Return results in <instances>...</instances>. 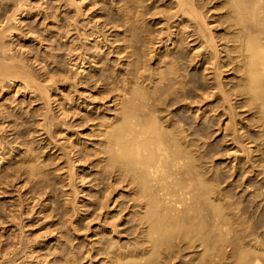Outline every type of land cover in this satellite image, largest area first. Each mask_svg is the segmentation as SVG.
I'll return each instance as SVG.
<instances>
[{
  "label": "bare ground",
  "instance_id": "1",
  "mask_svg": "<svg viewBox=\"0 0 264 264\" xmlns=\"http://www.w3.org/2000/svg\"><path fill=\"white\" fill-rule=\"evenodd\" d=\"M26 1L27 0H0V92L3 91L5 87L7 89V87L13 85L14 83L17 84V82L19 81H20V84H22V85L19 84V86H21L20 88L28 90L32 86V85L30 86L31 84L30 82L34 80L32 79L33 75L30 74L29 73L30 71H28L27 69L28 66H26L23 63V61L21 62L20 61L21 59L20 60L17 59V57H15L16 54L13 56L12 54L13 46L10 45L9 41L6 39V38H13L15 36L19 37L18 32L19 34L22 33V31L19 30L20 27H18L19 25L22 24V21L19 20V17L22 16V12L24 11V7L26 6V3H27ZM109 1L110 3H112L113 1L120 2V0H109ZM134 1L135 0H125V2L122 1L123 3L120 2L122 4L119 3L120 5H118L117 8L116 6L114 7L118 11L119 16L117 17V20L119 21V25H120V28H119L120 36H117L114 42L118 41L120 43V44L118 43L119 44L117 47L119 48L118 51L116 50L117 56L120 53H124L125 62L123 63H125L124 64L125 70L124 71L121 70L120 75H117V74L115 75L114 71H107L108 69L106 68V63L105 64L103 63L106 60L104 61L101 58H99L98 60L94 61L96 57L92 55L90 56V58L91 57L92 58L89 60L88 58L89 56H88L86 59H88L87 61L91 63L92 62L103 63V66L101 65L102 71L100 70L93 74L89 73L90 75L88 76L82 75L83 77L80 78V81L78 80L79 82H76V84L74 83L73 85H74V88H75V85H77L78 88H79V85H82L80 87H82L83 89L84 87H87L89 90H90V87L92 88V87L97 86L99 88V91H97L98 89H96L95 91L97 95L93 96L91 94L93 96L91 100L93 99L92 101L95 102V106L97 107L95 108L94 106V107L88 108L86 112V108L88 104L85 103V97H84L85 95L83 96L82 94H80L78 96L80 97V101L78 103L83 104V107L79 110V112H81V114H79L80 117L76 118L77 116L76 117L73 116V118L75 117L76 120H71V122H69L67 119L66 121H68L69 123L64 122L63 121L64 118L66 119L67 117V113H65V111L67 112V110H65L67 107L62 108V110H59L61 112L59 113L62 114L61 116L63 117V120H62L63 122L61 121L63 128L59 129V131L61 132L60 135L64 137L66 141L64 142L66 144L60 148H56L57 142H55V144L51 142L53 146H51L50 148L49 147L47 148L61 149L63 152L62 153L61 151L59 152L60 156L58 154L51 153L50 156L46 155L47 157L45 156L42 160L39 159L38 161L37 158H34V156L32 155V154H35L32 150L35 149L34 151L36 152L37 148H34V149L32 148L31 150L30 149L31 147L29 148L25 145L24 146L27 147L29 151H27V153L22 152V154H19L16 152L17 155L12 156V158L10 157L12 155V152L16 150L15 147H13V149L9 147L10 149L8 148L9 150L8 149L7 151L5 150V153L1 151L2 153H0V195H4L2 196V198L5 197V195H9L7 194L6 188H8L7 185L10 182L9 180L10 176H13L15 174H19V175L22 174L24 175L25 180L27 181L31 179L33 180L34 178H36V180H33V181L34 182L36 181L37 183L41 182L39 183L40 187L36 189L33 186L36 189L35 191H33L32 187L30 188V186L28 185L30 190L28 188L27 189L31 192V194L33 193V195L31 194L30 195L33 196L32 197L33 199H35L34 200L35 203H37L36 201L41 200L40 198H42L43 203H40L41 206L40 204L37 203L40 206L39 212H43L45 207H48V210L46 209L45 212L46 213L48 212L47 214H51L48 217L52 216L53 215L52 212L54 211H55L54 213L55 216L59 215V214H56V210L61 212L62 215L59 216V218L62 216L66 217L65 219L63 217H62L63 219L60 218L62 221L64 220L63 222L64 227L66 225L64 231L67 230V233L68 234L70 233L73 236L74 234H77L78 231L79 232L77 235H79L81 228H82L80 227L82 226V224L75 223L76 222L74 221L75 218L81 215H84L86 213L85 212L84 214H82V212H84L82 208L84 204H81V202L84 200L83 196L87 195L89 197L88 204H86L88 205L87 208L90 207L89 212L91 214L88 212L90 214L89 217L91 215L93 216V218H91L92 221L95 220V218L97 217L96 221H98V217H100V215H103L104 210L110 209L109 207L106 208L108 204L106 202L107 201L110 202L108 198L112 197L111 193H114L116 191V194H117L116 200L114 199L115 200L114 201L113 198L112 199L110 198L111 201L112 200L114 201L112 207L114 206V204H116L117 206L120 205V209H118L117 212H119V210L124 211L127 209V213L129 217L128 219L123 218L125 219V222L127 223L126 227H125L126 223L124 224V227H125L124 229L119 228L116 224L117 223L116 221H115L116 223L114 221L113 223H115L116 226L119 229H121L118 232H120V234H123V235L125 234L124 237L126 239L123 241L121 238V235L116 233L118 229L116 228L117 230L114 231L115 224L110 223L114 225L112 229L113 231H111V233L113 232L112 235L114 234L116 236L112 237L109 231L108 234L110 235H106L107 237L103 236L105 238L102 239L100 238L102 237L101 235H105V234L100 233L101 235L99 237V240L100 239L101 240L97 241V243L98 242L99 243L97 246L94 247V249L92 247L90 248V249H93V251L89 249L92 252V254L90 253V256H87L89 255V253H87L89 250L88 251L85 250L87 251L85 253V256L84 254L82 255L81 254L82 248L79 247L81 249V252H80L79 248L76 249L78 247L76 245L77 247L75 249L76 251L78 250L80 254L78 252L77 256L75 257L78 258L79 256L80 260H81V256H83L84 260L89 258L90 261H88L87 264H264V211L258 212L259 214L257 213L255 214L254 211L256 212V207L253 208L254 204L252 205V201H247V200L245 201L244 198L242 199V201L240 199L238 200L237 198H233L232 200L231 196L234 193L232 194L231 192L229 193L230 195L227 194L228 189H226L225 183L222 185V183L225 182V180L223 179L221 180L220 179L221 177L217 175V173L215 174L209 173L211 168L207 169L208 167L207 168L204 167L202 163L204 162L203 161L204 159L201 157V153L203 151L201 150V145L199 144L202 141L198 143V140L201 138L198 139L197 137L199 134L198 132L201 130L203 125L202 123H196L195 125L192 126L190 122L187 123L185 119L183 118L184 112L182 110V107H180V105L178 104L181 101H187L186 108L185 107L183 108L186 110H189L190 108H192L191 105L197 103L199 100H202L204 98H210L211 100L212 98L213 106L211 109H213V112L218 110V112L215 115L214 114L213 115L215 117L216 115L217 117H220V116L224 117L221 120L222 123L224 119H226L223 127H220L221 122L220 124H218L219 128H221L220 130H222L223 132L222 136L226 137L224 141H227V142L229 141L228 144L226 145L227 146L231 145L234 148L232 150L233 151L232 160L233 161L236 160V163L234 164L232 163V165H230L231 168L235 166L234 170L231 169L232 172L230 173L232 174L233 172H236V171L241 172L243 170V171H247L246 173H249L248 175L251 174L252 176L264 174V0H173V4H172L173 6H171V8L173 7L175 11H173L172 15L169 12L171 16L170 15L168 16L171 19L174 18L175 21L178 22L176 24L177 29H175V31H172L171 29H170L171 31L167 30L168 33L166 31V34L168 36L167 35L166 36L168 38L166 37L167 38L166 40L170 41V44H172L174 48H171L172 51L170 49L167 50L168 48H165V51L162 54L160 53L159 54L156 53L157 55L150 54L151 56L149 55V57L147 55L149 59H153L155 56H158V57L157 58L155 57L154 66H151L152 68H150L149 72L146 71V73L144 72L145 69L142 71V68H144L143 66L145 65L144 62L147 60V59L144 60L145 58L144 56L146 54L143 53L145 36L144 34H141L142 26L139 24L140 20H138L139 19L138 17H140L138 13H140L144 8L140 10L139 12L138 9H140L141 3L138 4L139 6L138 7L137 6L138 0L135 2ZM71 2H68L67 4ZM139 2L140 1H138V3ZM113 4L114 3H112V5ZM109 8H112V7H109ZM212 10H217L216 11L217 13H214L212 15L211 14V12H213ZM77 11L79 10L77 9ZM140 14L142 15L143 13L141 12ZM75 15H77L76 12H75ZM161 17H163V15ZM214 21L217 23V25L215 26L214 24L216 23ZM72 22H68L65 25L69 27L71 25L70 23ZM106 22L110 23V20ZM106 22L104 23V26ZM210 23L213 24V27H212V24ZM112 25L113 24L111 23V26ZM115 26L116 24L113 25V28ZM29 30L30 29H28V31ZM31 32L32 31H30V35L32 36ZM38 32H41V31H38ZM25 33H27V31ZM67 33H69V29H67V31L65 32L66 35H68ZM24 34H22V37ZM161 34L162 33L160 32V35ZM66 35L65 37H67ZM87 35L91 36L92 33L85 35L86 40H88ZM142 35L144 39L142 38ZM4 38L7 40L8 43L5 42L6 40ZM106 38L107 37H105V39L101 41L102 43L94 39L95 42H97L98 44L97 48L102 49L103 47H105V42L107 40ZM151 39L152 38H150V41ZM157 40L156 41L159 44L160 40L159 39ZM99 44L101 45L99 46ZM163 45L164 44H162V46ZM151 46L149 47L152 48ZM145 47L148 48L147 46ZM165 47H167L166 44H165ZM202 49L204 50L203 52L201 51ZM87 50L88 49L78 50V49L73 48L72 46L69 50L71 52L70 55L72 54L73 51L76 52L74 59H73L74 62L71 65V67L75 69L74 66L78 64L79 65L78 69L80 68L79 69L80 71L78 73L82 72L85 69L84 68V58L82 57V55L88 54ZM183 50H188V53L193 51L191 52L193 54V55L191 54L192 55L191 59L194 61L195 59H197V61L199 60L200 66L205 64L204 65L205 67L203 66L204 68L203 71H206V70L212 71V76H213L212 81L209 84L207 83L206 85H203L204 90L203 92H201V94H199L198 96L199 99H196V100L194 99L195 97L187 96L188 94L186 95L187 90H185L183 86L182 87L180 86L181 87L179 89L180 91H177L176 86H179L178 85L179 82H178V76L176 75V71L179 70L178 63L183 59V53H184ZM69 51L67 52L69 53ZM106 52H109V51H106ZM43 55H46V54H43ZM120 56L121 55H119V57ZM119 57H117V59ZM77 61L78 63H76ZM148 64L149 63H147V65ZM146 69H148V67H146ZM143 72L147 75L144 76ZM49 75L48 77L46 75V78L48 80L50 79L49 77L53 79L52 76H54L55 74L51 76ZM229 75H231L232 77L227 78ZM64 77L66 76H63L62 78ZM226 78L227 80H225ZM47 79H46V82H48ZM64 79L66 80L67 77ZM36 86H38V84H36L35 87ZM36 89L38 88L36 87L35 90ZM47 89L45 88L43 89L44 91L41 90L40 92L43 93L46 91L45 97L48 100L50 94L49 93L47 94ZM26 90L25 91L23 90L22 92L25 93ZM31 90L33 91L34 88ZM15 92H18V91H15ZM33 92H36V91H33ZM48 92H49V89H48ZM74 92L76 94L78 90L76 91L74 90ZM88 93H86V95ZM31 94L32 93H30V96ZM34 95H36V93ZM70 95L72 96V94ZM169 95H171L170 98H169ZM109 97L110 98L113 97L112 98L113 100L111 103H109L108 105L109 107H106L104 106V101L105 99H108ZM40 100H42V98ZM57 102H60V101H57ZM101 106H103V108L100 111L106 112V114H103L102 116L98 115L99 112H97L96 110V109L99 110ZM47 107L50 108V105H47ZM47 107L45 108L47 109ZM197 107H200V106L198 105ZM195 109L193 111H195ZM197 110H200V108H197L196 111ZM44 111L48 112L49 109L44 110ZM92 111L94 113L95 112L98 113L97 118L95 117L96 118L95 121H94V117H91L92 115L90 114V112L93 113ZM4 112L6 111L0 112L1 117L4 116L2 114ZM8 112L10 113V111ZM47 112H44V113L36 112V114L33 112L39 118L34 116L37 119L35 120L37 122H34L36 123L37 129L33 128L32 129L33 131H32L29 127V129L32 132H35V133L40 132V134L41 133L43 134L44 131H47V132L50 131V130L49 131L46 130L48 126L46 122ZM203 113H205V111ZM11 115H13V113H11L10 115H6V117L11 116ZM70 115L72 116L74 114L71 113ZM6 117L4 116V119ZM10 118L13 119L14 117L11 116ZM10 118H8L7 120L9 121ZM49 118L50 119H48V121L53 122L52 116ZM15 120H11V121L14 122ZM90 121H94V123L92 122L89 123ZM51 122L49 123V126L52 125ZM34 123L31 122L29 124L35 125ZM61 123L58 125V128L61 127L60 126ZM66 123L68 124L66 125ZM12 124H10V121L7 122L5 128L10 127L11 129L10 131H12L10 133L12 134L11 139H13V144H16L18 136L17 134H15L16 132L13 130V128H15L17 124L15 122H14V124H16L15 126H13ZM0 125H2V123ZM33 125H31V127ZM89 126L94 127L92 128L93 131L89 130V132L92 131L91 136L90 135L89 136L93 138H91V141H89L90 143H87L88 141L85 143V140H84L83 144L79 145L78 141L80 139L79 135H81V132H79L77 129L79 128L81 129L83 127L89 128ZM1 127H4V126H0V128ZM41 130H43V132ZM56 130H57V127H56ZM27 132L29 134L28 129H27ZM5 133L3 135H5ZM35 133H32V134L35 135ZM44 133L45 135L43 134V136H45L47 140L49 139L48 141L49 143L50 141H53V139H51V137L53 138V136L50 135L52 133L51 131L49 132V134L46 132ZM38 134L39 133H37L36 136ZM40 134L38 136H40ZM74 134L78 136L77 142L75 140H71L72 138L71 136ZM43 136H40L41 138L35 139L33 141L40 142L43 140L42 138ZM19 137H20V134H19ZM31 137L33 138V136ZM57 137H59L58 134H57ZM3 139L5 138L3 137ZM24 139L26 140V138ZM59 139H61V137H59ZM85 139H87V136ZM75 143L78 144V146ZM3 144H4V141H3ZM7 145H8V142H7ZM17 148L20 149V146H18ZM30 151H32L33 153L32 152H31L32 154L28 153ZM38 151L39 150H37L36 153H38ZM236 153H238V156ZM41 156L42 155H40V157ZM238 157H241L240 159L241 163L237 160ZM228 158H229V155H228ZM5 159L6 160L8 159L7 162H4ZM2 166H5V167L2 168ZM84 167H88V169L90 168L91 170V171L90 170L88 171H90L89 175L91 176L92 179L89 178L88 181L90 180H93V181H91L92 186L90 187L89 191L88 190L86 191V186H85L86 181L85 180L87 179H85V176L88 174L86 173H85L86 175L84 174L83 172ZM62 170L65 173V176H62L64 175V173L61 172ZM212 171H213V167H212ZM54 172H57L58 181H55V182L59 183L58 184L59 187L56 190L59 191L58 195H59V198L62 200V206L58 201H56V197H57L56 194H55L56 195L55 197H53V194L51 195L55 200L52 199L49 193H48L49 196H47L46 194L49 191L53 192V189L51 190V187H50L52 183L53 185L55 184L56 186V183L54 182V179L56 178L55 177L56 173ZM37 178H39L40 181L37 180ZM23 179L24 178H22V180ZM76 179L78 182H80L79 183L80 185L78 184L79 188H77V186L75 187V185L73 184L76 181ZM33 181L32 183H34ZM36 182L34 183V185L36 184ZM24 183H22V186ZM32 183L30 182V185ZM245 184H248V183H245ZM247 187L248 186H246V189H248ZM258 188H259V191L256 190ZM46 189H49V191ZM242 189L243 188H241V192H242ZM255 190L257 191L258 196L262 195V197L260 198L264 199V183H262L260 187L255 188ZM245 192L247 193V191ZM79 194L80 196H78ZM235 195L237 197V194ZM87 196H86V199L88 198ZM118 198L119 199L121 198L120 199L121 201L119 200L118 202L117 200ZM253 199H255V196ZM18 200H19V196H18ZM33 204L34 203H32V205ZM60 206L62 209L61 208L58 209ZM19 207L21 208V206ZM28 207L30 206L28 205ZM32 210H34V208ZM121 213L123 212H120L118 216H115V217L120 218ZM29 215L30 214H28V216ZM46 216H47L46 214L45 216L43 215V217L45 218ZM94 216L96 217L94 218ZM16 217H13V218L16 219ZM18 218L19 216L17 217V220L20 221ZM59 218L57 217L58 220ZM4 219H7V217ZM12 220H10V224ZM47 220L49 219L47 218ZM54 220L56 219L54 218ZM115 220H117V218ZM62 221H61V224H62ZM85 222L86 223H84L83 221L85 225L91 223L89 220ZM0 223L3 225L2 221ZM110 224L108 225L110 226ZM19 225H20V222H19ZM122 225L123 224L121 223V226ZM86 226L89 227L90 225H86ZM50 227L51 226H49L48 229H50ZM88 227L86 230H89ZM83 228L85 229L86 227H83ZM46 229L44 230V233ZM50 231H52V227ZM83 231L82 233H84ZM22 235H23V231H22ZM37 235L39 234L37 233ZM128 235L129 237H132V238L127 237ZM58 236L60 237V234ZM62 238L64 237L62 236ZM71 240L69 239L70 242ZM72 242L70 243V246L72 245L73 247ZM63 245L64 244H62L61 247H63ZM70 246L67 245L66 246L67 248H65V246L64 248H60L58 246L57 247L58 249L55 246L57 251H54V250L53 251H54V256H56L55 252H57L56 259H57L58 264H74V263L78 264V262L80 263V261H78V259L76 260V258L74 259L76 260V262L78 261L77 263L74 261L72 257H71L72 259H70V255L75 250V249H73V251L71 250L72 253L69 254L71 252L69 250ZM3 249H6V248H3ZM17 249H16V252H17ZM22 249H23V246H22ZM22 249L20 250L22 251ZM51 254L49 253V257ZM39 255L41 256V254ZM73 255H76V252H74ZM54 256H53V260L56 262ZM86 256L87 258H85ZM2 259L3 257L1 258V261ZM7 263L8 262H6V264Z\"/></svg>",
  "mask_w": 264,
  "mask_h": 264
},
{
  "label": "rangeland",
  "instance_id": "2",
  "mask_svg": "<svg viewBox=\"0 0 264 264\" xmlns=\"http://www.w3.org/2000/svg\"><path fill=\"white\" fill-rule=\"evenodd\" d=\"M72 0H27L26 2V6L24 7V11L22 12V16H20L19 17V20H21L22 21V24L21 25H19L18 27H20L19 28V30L20 31H22V33H20L19 34V32H18V36L19 37H13V38H6L8 41H9V44L10 45H12L13 47H12V54H13V56L15 55V57H17V59H21L20 61L22 62L23 61V63L26 65V66H28V71H30L29 73L30 74H32L33 75V77H32V79H34L32 82H30L29 84H30V86H31V88H29L28 90H26V89H23V88H20L21 86H19V84H20V81L19 82H17V84H13V85H11V86H9V87H7V89H6V87L4 88V90L3 91H1L0 92V112H3V111H6V112H4V113H2L5 117H6V115H10L11 113H13V115H11V116H13L14 118L12 119V118H10L11 116H7L8 118H10L9 119V121H10V124H12L13 126H15L16 124H17V126H15V128L17 129H15V128H13V130L16 132L15 134H17V136H18V138H17V142L16 141H14V142H16V144H13V139H11V137H12V134H10L12 131H10L11 129H10V127L8 128V127H6L5 128V126H6V124H7V122H9L7 119V117L4 119V116L3 117H1V113H0V117H1V119H0V124L2 123V125H0V126H4V127H1L0 129V148H1V150H0V153H2V152H4L5 153V150L7 151V149L10 147V148H12L13 149V147H15V149L16 150H14L13 152H12V155H11V157L10 158H12V156H14V155H17V153H19V154H22V152H26L27 153V151H29L28 150V148L27 147H31L30 149L32 150V148L34 149V148H37L36 149V152H37V150H39L38 151V153H39V155H38V153H36L34 150H32L35 154H32L33 152L32 151H30V152H28V153H30V154H32L33 156H34V158H37V160L39 161V159L40 160H42L46 155L47 156H50L51 155V153L53 154H60L59 152L61 151V153L63 152L61 149H56V148H60V147H62L63 145H65L66 143V141H65V139H64V137L62 136V135H60V131H59V129H61V128H63L62 126V123H61V121L63 120V117L61 116L62 114H60L61 112L59 111V110H62V108H66L65 110H67V112L65 111V113H67V117H66V119L64 118V122H71V120H76V118H78V117H80V115L79 114H81V112H79V110L83 107V104H79L78 102L80 101V97H78L80 94H82L84 97H85V103H87L88 104V106H87V108H86V112H87V109L88 108H91V107H94L95 106V102L94 101H92L91 100V98H93V96L94 95H97L96 93H95V91H96V89H98L97 91H99V88L97 87V86H95V87H90V90L87 88V87H84V89L82 88V87H80V86H82V85H79V88H78V86L77 85H75V88H74V83L76 84V82H79L80 81V78L81 77H83V76H88V75H90V74H93V73H96L97 71H102V66H103V63L105 64L106 63V68L108 69L107 71H114V73H115V75L117 74V75H120L121 74V70L122 71H124L125 70V63H123V62H125V58H124V53H120V54H118V56H117V51H118V49L119 48H117L118 47V45L120 44L118 41H115L114 42V40L117 38V36H120V25H119V21L117 20V17L119 16V14H118V11H117V7H118V5H120V4H122L123 2L122 1H124L125 2V0H120V2H122V3H120V2H118V1H113L112 3H114L113 5H112V3H110V1L109 0H75V2H74V0L71 2ZM135 1H137V0H135ZM134 1V2H135ZM138 1H140L139 3H138ZM137 1V6H138V4H140L141 3V5H140V9H138L139 10V12H140V10H142L143 8V10L141 11L143 14L142 15H144V16H142L140 13H138L139 14V16L140 17H138L139 19L138 20H140L139 21V24L142 26V33L141 34H144V36H145V39L143 38V35H142V38L144 39V47L145 46H147L148 48H146L145 47V49H144V47H143V53H145L144 55V60H146L145 62H144V68H142V71L144 70V72L146 73V71L147 72H149V70H150V68H152L151 66H154V64H155V57L157 58L158 56H155L153 59H149L148 57H149V55L151 54H162V53H164V51H165V48H168L167 50H171L172 51V49L171 48H174V46L172 45V44H170V41H167L166 39L168 38L167 36V34H166V31L168 30V31H175V29H177V27H176V24L178 23V22H176L175 21V19L173 18V19H171L168 15H170L169 14V12L171 13V15H172V13H173V11H175V9L173 8H171V6H173L172 4H173V0H138ZM45 2V3H44ZM68 2H71V3H69V4H67ZM78 3H79V5H78ZM105 3V4H104ZM120 3V4H119ZM72 4V5H71ZM109 4V5H108ZM115 4H117V5H115ZM134 4H136V3H134ZM68 5V6H67ZM76 5H78V6H76ZM59 6V7H58ZM75 6V7H74ZM92 6V7H91ZM116 6V8H114ZM142 6V7H141ZM159 6V7H158ZM41 7H43V8H41ZM67 7V8H66ZM109 7H112L113 8V10H112V8H109ZM139 7V6H138ZM137 7V8H138ZM30 8V9H29ZM65 8V9H64ZM81 8V9H80ZM105 8V9H104ZM158 8V9H157ZM26 9V10H25ZM47 9V10H46ZM77 9L79 10V11H77ZM156 9V10H155ZM87 10V11H86ZM109 10V11H108ZM110 10H112V11H110ZM155 10V11H154ZM162 10V11H161ZM49 11V12H48ZM104 11V12H103ZM117 11V12H116ZM165 11V12H164ZM213 12H211V14L213 15L214 13H217L216 11L217 10H212ZM215 11V12H214ZM40 12V13H39ZM47 12V13H46ZM75 12H76V14L77 15H75ZM79 12V13H78ZM107 12V13H106ZM108 12H110V13H108ZM161 12V13H160ZM164 12V13H163ZM44 13V14H43ZM45 13H46V15H45ZM160 15H159V14ZM167 13V14H166ZM23 14H24V16H23ZM94 14V15H93ZM36 15V16H35ZM149 15V16H148ZM153 15V16H152ZM163 15V17H161ZM170 15V16H171ZM51 16H53V17H51ZM74 16H76V17H74ZM158 16V17H157ZM46 17V18H45ZM65 17H66V19H65ZM147 17V18H146ZM150 17V18H149ZM54 20H53V19ZM69 18V19H68ZM75 18V19H74ZM99 18H100V20H99ZM106 18V19H105ZM168 18V19H167ZM213 18V17H212ZM36 19V20H35ZM77 19V20H76ZM110 20V23H108V22H106V21H109ZM143 19V20H142ZM69 20V21H68ZM71 20V21H70ZM72 20H73V22H72ZM37 21V22H36ZM98 21V22H97ZM68 22H72V23H70L71 25L68 27V26H66L65 24H67ZM106 22V24H105V26H104V23ZM215 22V21H214ZM214 22H212V23H214ZM73 23H75V24H73ZM109 25H108V24ZM111 23L114 25V24H116V28L114 29L113 28V25L111 26ZM117 23H118V25H117ZM212 23H210V24H212ZM216 23V22H215ZM35 24V25H34ZM209 24V25H210ZM53 25V26H52ZM74 25V26H73ZM161 25V26H160ZM175 25V26H174ZM215 25H217V23L216 24H214V26ZM55 26V27H54ZM96 26V27H95ZM143 26H145V27H143ZM27 27V28H26ZM49 27V28H48ZM53 27V28H52ZM66 27H68V28H66ZM74 27H76V28H74ZM212 27H213V24H212ZM79 28H80V30H79ZM84 28V29H83ZM144 28V29H143ZM28 29H30L29 31H28ZM35 29V30H34ZM46 29V30H45ZM60 29V30H59ZM66 29V30H65ZM67 29H69V33H70V35H69V33H67L68 35H66L65 34V32L67 31ZM75 29V30H74ZM118 29V30H117ZM171 29V30H170ZM34 30V31H33ZM59 30V31H58ZM62 30V31H61ZM74 30V31H73ZM95 30H97V31H95ZM143 30H144V32H143ZM27 31V33H25ZM30 31H32L31 33H32V36L30 35ZM38 31H41V32H38ZM65 31V32H64ZM77 31V32H76ZM91 31V32H90ZM94 31V32H93ZM163 31V32H162ZM168 31H167V33H168ZM29 32V33H28ZM34 32V33H33ZM83 32V33H82ZM87 32V33H86ZM117 32V33H116ZM157 32H158V34H157ZM160 32L163 34H161L160 35ZM25 33V34H24ZM38 33V34H37ZM40 33V34H39ZM84 33H86V34H89V33H92V35L91 36H88L87 35V39L88 40H86V37H85V35L86 34H84ZM94 33H95V35H94ZM105 33V34H104ZM110 33V34H109ZM149 33V34H148ZM154 33H156V34H154ZM22 34H24L23 35V37H22ZM35 34V35H34ZM37 34V35H36ZM78 34H80V35H78ZM113 36H112V35ZM119 34V35H118ZM29 35V36H28ZM62 35V36H61ZM65 35L67 36V37H65ZM167 35V36H166ZM31 36V37H30ZM78 36V37H77ZM93 36V37H92ZM148 36H149V38H148ZM155 36H157V37H155ZM21 37V38H20ZM27 37V38H26ZM38 37V38H37ZM89 37H91V38H89ZM105 37H107L106 39V42H105V47H103L102 49L100 48H97V46H98V44H97V42H95V40L94 39H96V41L98 40V41H103L104 39H105ZM159 37V38H158ZM167 37V38H166ZM15 38V39H14ZM37 38V39H36ZM40 38V39H39ZM61 38V39H60ZM150 38H152L151 39V41H150ZM5 39V38H4ZM5 39V40H6ZM36 39V40H35ZM65 41H63V40ZM79 39V40H78ZM157 39H159L160 41H159V44L157 43ZM7 40L5 41L6 43H8L7 42ZM38 40V41H37ZM71 40V41H70ZM108 40H109V42H108ZM157 40V41H156ZM166 40V41H165ZM10 41H11V43H10ZM17 41V42H16ZM60 41V42H59ZM88 41V42H87ZM145 41H147V42H145ZM150 41V42H149ZM164 41V42H163ZM17 44H16V43ZM41 42V43H40ZM71 44H70V43ZM80 42V43H79ZM87 42V43H86ZM99 42V43H100ZM117 42V43H116ZM154 42V43H153ZM22 45H21V44ZM69 43V44H68ZM73 43H75V44H73ZM96 43V44H95ZM102 43V42H101ZM119 43V44H118ZM153 43V44H152ZM164 44L163 46H162V44ZM84 46H83V45ZM111 44V45H110ZM113 44V45H112ZM146 44V45H145ZM165 44H166V46L167 47H165ZM19 45V46H18ZM101 44H99V46H100ZM110 45V46H109ZM152 45V46H151ZM154 45V46H153ZM178 45H179V43H178ZM178 45H177V47H178ZM71 46L73 47V48H75V49H80V50H85V49H88L87 50V52H88V54H83L82 55V57L84 58V70L82 71V72H80V73H78L80 70V68L78 69V64H76V66H74L75 67V69L73 68V67H71V65L73 64V62H74V56H75V51H73L72 52V56L70 55V48H71ZM87 46V47H86ZM113 46V47H112ZM115 46H116V48H115ZM149 46H151L152 48H150ZM157 46V47H156ZM162 46V47H161ZM18 47V48H17ZM20 47V48H19ZM48 47H49V49H48ZM62 47V48H61ZM78 47V48H77ZM16 48V49H15ZM54 48V49H53ZM85 48V49H84ZM110 48V49H109ZM15 49V50H14ZM22 49V50H21ZM99 49V50H98ZM21 50V51H20ZM25 50V51H24ZM95 50V51H94ZM103 50V51H102ZM111 50V51H110ZM117 50V51H116ZM53 51V52H52ZM67 51H69V53L67 52ZM106 51H109V52H106ZM116 51V52H115ZM176 51V50H175ZM202 52L204 51L203 49L201 50ZM51 52V53H50ZM67 54H66V53ZM103 52V53H102ZM114 52V53H113ZM183 59L178 63L179 65H178V68H179V70L178 71H176V75L178 76V82H179V86H176L177 87V91H180L179 89L183 86V88H185V90H187V93H186V95L187 96H191V97H195L194 99L196 100V99H199V94H201V92H203V90H204V88H203V85H206L207 83L209 84L211 81H212V71H208V70H206V71H203V66L205 65V64H203V65H199V60L197 61V59H195V61L194 60H192L191 58H192V53L191 52H193V51H191V52H189L188 53V50H183ZM201 52V53H202ZM55 53V54H54ZM98 53V54H97ZM167 53H168V51H167ZM43 54H46V55H43ZM58 54V55H57ZM111 54V55H110ZM156 54V55H157ZM192 54V55H191ZM49 55V56H48ZM95 56L96 58H95V60L94 61H96V60H98L99 58H101L102 60H106L105 62H103V63H101V62H99V63H101V64H99V63H95V62H89V61H87L88 59H86L88 56V58H89V60L92 58H90V56ZM119 55H121L120 57L123 59H121L120 57H119ZM147 55H148V57H147ZM150 55V56H151ZM48 56V57H47ZM59 56V57H58ZM69 56V57H68ZM100 56V57H99ZM109 56V57H108ZM45 57V58H44ZM115 57V58H114ZM117 57H119L120 58V60H119V58L117 59ZM147 57V58H146ZM47 58V59H46ZM53 59V60H51V59ZM46 59V60H45ZM200 59V58H199ZM111 60V61H110ZM143 60V61H144ZM150 60V61H149ZM192 60V61H191ZM49 61V62H48ZM53 61V62H52ZM55 61V62H54ZM151 61H152V63H151ZM197 61V62H196ZM38 62H39V64H38ZM57 62V63H56ZM194 62V63H193ZM76 63H78V61L76 62ZM121 63V64H120ZM147 63H149L148 65H147ZM93 65V66H92ZM97 67H96V66ZM102 65V66H101ZM108 65V66H107ZM196 66V67H195ZM44 67V68H43ZM71 67V68H70ZM117 67V68H116ZM123 69H122V68ZM146 67H148V69H146ZM205 67V66H204ZM40 68V69H39ZM77 68V69H76ZM100 68V69H99ZM43 69V70H42ZM45 70V71H44ZM118 71V72H117ZM117 72V73H116ZM143 72V74H144V76L145 75H147V74H145ZM47 73V74H46ZM57 73V74H56ZM83 73V74H82ZM90 73V74H89ZM50 74V75H49ZM55 74V75H54ZM58 74H59V76H58ZM62 74V75H61ZM80 74V75H79ZM43 75V76H42ZM46 75H47V77H48V75L49 76H51V75H54V76H52V78L53 79H51V77H49L50 79H51V81H50V79L48 80L47 78H46ZM83 75V76H82ZM63 76H66L67 77V79L65 80L64 78H66V77H64V78H62ZM232 76L231 75H229L227 78H231ZM75 80H74V79ZM76 78H77V80H76ZM79 78V79H78ZM207 78V79H206ZM227 78L225 79V80H227ZM46 79L48 80V82H46ZM44 80V81H43ZM52 80H54L55 81V83H54V81H52ZM79 80V81H78ZM75 81V82H74ZM73 82V83H72ZM145 83V82H144ZM146 83H147V81H146ZM203 83V84H202ZM36 84H38V86H36L38 89H36L35 90V85ZM186 84V85H185ZM20 85H22V84H20ZM19 86V87H18ZM181 86V87H180ZM186 86V87H185ZM12 88V90H11V88ZM57 89H56V88ZM73 89H72V88ZM205 87V86H204ZM17 88H18V90H17ZM34 88V90L33 91H36V92H33L31 89H33ZM49 89V92H48V89H47V94L49 93L50 95H49V101L46 99V95H45V93H46V91L45 92H43V93H41L40 91L41 90H43V89ZM72 90H71V89ZM87 88V89H86ZM188 88V89H187ZM20 89V90H19ZM22 89V90H21ZM191 89V90H190ZM9 90V91H8ZM25 91L26 90V92L24 93V92H22V91ZM55 90V91H54ZM58 90V91H57ZM74 90L76 91V90H78V92H76V94H75V92H74ZM8 91V92H7ZM15 91H18V92H15ZM30 91V92H29ZM44 91V90H43ZM72 91V92H71ZM87 91V92H86ZM196 91V92H195ZM199 91V92H198ZM28 92V93H27ZM80 92V93H79ZM89 92V93H88ZM16 93V94H15ZM30 93H32L33 94V96H32V94H31V96H30ZM36 93V95H34ZM86 93H88L87 95H86ZM197 94V96H196V94ZM39 94V95H38ZM70 94H72V96L70 95ZM78 94V95H77ZM93 96H92V95ZM195 94V95H194ZM41 95V96H40ZM89 95H90V97H89ZM172 95H174V94H172ZM71 96V97H70ZM92 96V97H91ZM170 96L171 95H169V98H170ZM40 97V98H39ZM69 97H70V99H71V101H70V99H69ZM32 98V99H31ZM34 98V99H33ZM42 98V100H40ZM88 98V99H87ZM113 98V97H112ZM112 98H108V99H105V101H104V106H106V107H109L108 105H109V103H111L112 102ZM5 99V100H4ZM90 99V100H89ZM171 99H172V97H171ZM205 99V100H204ZM204 99H202V100H197L198 102L197 103H195V104H192L191 106H192V108H190L189 110H186V109H184L183 107H185L186 108V102L187 101H181V102H179L178 104L180 105V107H182V110H183V112H184V114H183V118L185 119V121L187 122V123H189L190 122V124L193 126V125H195L196 123H202V125H203V127L201 128V130L198 132L199 134H198V139L199 138H201V139H199L198 140V143L199 142H201V143H199L200 145H201V150L203 151L202 153H201V157L204 159H202L204 162H205V160H206V162L204 163V162H202L203 163V165H204V167L205 168H207V169H210V172L209 173H211V174H215V173H217V175H219L221 178V180L223 179V180H225V182H223L222 183V185L225 183V187H226V189H228L227 190V194H229V193H231L232 192V196H231V198H232V200H233V198H237L238 200L240 199L241 201H242V199L244 198V200L246 201H252V205H253V208H255L256 207V212L254 211V213L256 214H259L258 212H261V211H264V199H261L260 197H262V195L261 196H258V193H257V191L256 190H258L259 191V188L258 189H256L255 190V188H257V187H260L261 185H262V183H264V178H262V177H264V174H261L262 175V177H261V175H248L249 173H246L247 171H243V173H242V171L240 172V171H236V172H233L232 174L230 173V172H232V170H234V168H235V166L233 167V168H231V166L230 165H232V163L234 164V163H236V160H232V158H233V155H232V150L234 149L231 145H226V144H228V142L227 141H224L225 139H226V137H223L222 136V134H223V132H222V130H220L221 128H219V125L218 124H220V122H221V120L224 118V117H222V116H220V117H217V115H216V117L214 116L217 112H218V110L217 111H215V112H213V109H211L212 108V106H213V104H212V98H211V100H210V98H204ZM208 100V102H207V100ZM31 100V101H30ZM47 100V101H46ZM86 100H87V102H86ZM167 100H168V98H167ZM57 101H60V102H57ZM68 101V102H67ZM169 101H170V99H169ZM202 101V102H201ZM1 102H2V104H1ZM7 102V103H6ZM31 102H33V103H31ZM37 102V103H36ZM48 102H49V104H48ZM64 102V103H63ZM92 102V103H91ZM215 102V101H214ZM213 102V103H214ZM30 103V104H29ZM41 103V104H40ZM59 103H60V105H59ZM78 103V104H77ZM106 103V104H105ZM185 105H184V104ZM28 104V105H27ZM32 104V105H31ZM57 104H58V106H57ZM63 104V105H62ZM178 104H176V105H178ZM197 104V105H196ZM201 104V105H200ZM47 105H50V108L49 107H47ZM62 105V106H61ZM176 105H174V106H176ZM194 105V106H193ZM200 106V107H197V106ZM30 106V107H29ZM64 106V107H63ZM99 106V105H98ZM203 106V107H202ZM8 107V108H7ZM41 107V108H40ZM45 107H47V109L45 108ZM58 108V110H57V108ZM97 106H95V108H96ZM5 108V109H4ZM102 108H103V106H101L100 107V109L98 110V109H96L97 110V112H99V114L97 113V112H93V113H91L90 112V114L92 115L91 117H94V121L96 120V118H97V116L98 115H100V116H102L103 114H106V112H103V111H100V110H102ZM196 108H200V110H197L196 111V109H195V111H193L194 109ZM13 109V110H12ZM37 111H36V110ZM38 109H40V110H38ZM49 109V111L47 112V111H44V110H48ZM76 109H78V110H76ZM16 110H17V112H16ZM211 110V111H210ZM8 111H10V113L8 112ZM43 111V112H42ZM73 111V112H72ZM205 111V113H203ZM36 114V112H38V113H44V112H47V119H46V122H47V124H48V126H47V128H46V130H50L52 133L50 134L51 136H53V138L51 137V139H53V141H50V143L48 142L49 141V139L47 140L46 138H45V136H43V134L45 135V133L44 132H46V133H48L49 134V132H47V131H44L43 132V130H41L42 132H43V134L41 133L40 134V132H37V133H39L40 134V136H43L42 138H43V140L42 141H40V142H38V141H33V140H35V139H38V138H41L40 136H36V134L37 133H35V132H32L33 130V128H35V129H37V127H36V123H34V122H37V121H35V120H37L36 119V117H37V115H35L34 113ZM60 112V113H59ZM48 113H50V114H48ZM69 113V114H68ZM71 113H73L74 115H70ZM15 114V115H14ZM27 114V115H26ZM75 114H77V115H75ZM98 114V115H97ZM200 114V115H199ZM214 114V115H213ZM79 115V116H78ZM198 117H197V116ZM17 116V117H16ZM18 116H20V117H18ZM34 116H36V117H34ZM51 117L52 116V121L53 122H51L52 123V125H50L49 126V121H48V119H50L49 117ZM54 116V117H53ZM73 116H77L76 118L74 117L73 118ZM60 117V118H59ZM96 117V118H95ZM3 118V119H2ZM30 118V119H29ZM37 118H39V117H37ZM16 119V120H15ZM32 119H34V120H32ZM55 119V120H54ZM58 119V120H57ZM61 119V120H60ZM68 119V121H66ZM215 119V120H214ZM11 120H15L14 122L16 123V124H14V122L13 121H11ZM31 120V121H30ZM57 120V121H56ZM29 121V122H28ZM62 121V122H63ZM94 121H90L89 123H94ZM226 121V119H224V121H223V123L221 122V124H220V127H223L224 126V122ZM12 122V123H11ZM31 122H33L35 125H33V124H29V123H31ZM68 122V123H69ZM58 123V124H57ZM61 123V127H59L58 128V125ZM68 123H66V125L68 124ZM20 124V125H19ZM26 124V125H25ZM46 124V125H47ZM30 125V126H29ZM31 125H33L32 127H31ZM53 126H55V127H53ZM218 126V127H217ZM21 127V128H20ZM26 127V128H25ZM29 127H30V129L32 130H30L29 129ZM56 127H57V130H56ZM217 127V128H216ZM12 128V127H11ZM54 128V129H53ZM87 128V129H86ZM83 127V128H79V129H77L79 132H81V135H79V141L81 142H79L78 141V144L80 145V144H83V142H84V140H85V143L87 142V143H90L89 141H91V138H93V137H90L91 136V132L93 131V129L92 128H94V127H90L89 126V128L88 127ZM215 128V129H214ZM20 129V130H19ZM27 129L29 130V134L32 132V133H35V135H33L32 133L30 134L31 136H33V138L28 134V132H27ZM35 129H34V131H35ZM42 129V128H41ZM19 130V131H18ZM45 130V129H44ZM53 130V131H52ZM75 130V129H74ZM89 130H92V131H90L89 132ZM215 130V131H214ZM17 131H18V133L20 134V137H19V134L17 133ZM31 131V132H30ZM6 132V133H5ZM23 132V133H22ZM56 134H54V133ZM59 132V133H58ZM84 132V133H83ZM5 133V135H3ZM8 133V134H7ZM25 133V134H24ZM86 133V134H85ZM3 136H2V135ZM24 134V135H23ZM29 135V137H28V135ZM57 134L59 135V137H61V139H59V137H57ZM88 134V135H87ZM27 135V136H26ZM75 135V134H74ZM74 135H72L71 137L73 138H71V140H75L76 142H77V138H78V136H76L75 135V137H74ZM83 135V136H82ZM90 135V136H89ZM7 136V137H6ZM25 136V137H24ZM34 136H36V137H34ZM47 136V135H46ZM55 136V137H54ZM86 136H87V139H85L86 138ZM3 137L5 138V139H3ZM32 139H31V138ZM90 137V138H89ZM218 137V138H217ZM24 138H26V140L24 139ZM89 138V139H88ZM22 139H24V140H22ZM29 141H28V140ZM32 141H31V140ZM4 141V144H3V141ZM20 141V142H19ZM24 141V142H23ZM65 141V142H64ZM2 142V143H1ZM7 142H8V145H7ZM24 144H23V143ZM31 142V143H30ZM45 142V143H44ZM51 142L53 143V144H55V142H57L56 143V148H53V149H49L51 146H53L52 144H51ZM58 142H60V143H58ZM63 142V143H62ZM10 143V144H9ZM19 143V144H18ZM27 143V144H26ZM36 143V144H35ZM11 144H12V146H11ZM18 144V145H17ZM32 146H31V145ZM50 146H49V145ZM59 144V145H58ZM61 144V145H60ZM76 144V143H75ZM78 144H76L77 146H78ZM224 144V145H223ZM7 145V146H6ZM27 146V147H25V146ZM29 145V146H28ZM3 146V147H2ZM18 146H20V149L19 148H17ZM47 147H49V148H47ZM205 147V148H204ZM223 147V148H222ZM6 148V149H5ZM9 148V149H10ZM22 148V149H21ZM231 148V149H230ZM8 149V150H9ZM46 151H44V150ZM43 150V151H42ZM54 152H53V151ZM58 150V151H57ZM2 151V152H1ZM42 151V152H41ZM50 151V152H49ZM229 151V152H228ZM17 152V153H16ZM32 152V153H31ZM205 152V153H204ZM207 153V154H206ZM227 153V154H226ZM202 154H203V156H202ZM216 154V155H215ZM237 154V156H238V153H236ZM7 155V154H6ZM40 155H42L41 157H40ZM228 155H229V158H228ZM232 155V156H231ZM37 156V157H36ZM46 156V157H47ZM60 156V155H59ZM207 156V157H206ZM209 156V157H208ZM6 157V156H5ZM38 157H40V158H38ZM241 157H238L237 158V160L240 162L241 160ZM6 160V159H5ZM4 160V162H7V160L5 161ZM63 160V159H62ZM232 161V162H231ZM213 162V163H212ZM218 163V164H217ZM241 163V162H240ZM5 165V164H4ZM213 167V171H212V167ZM3 167H5V166H2V168ZM79 167V166H78ZM1 168V169H2ZM80 169H82V168H80ZM79 169V170H80ZM217 169V170H216ZM228 169V170H227ZM232 169V170H231ZM88 170H90V168L88 169V167H84V170H83V172H84V174L86 173V174H88V175H86L85 176V179H87V180H85L86 182V184H85V186H86V191L88 190H90V187L92 186V182L91 181H93V180H90V181H88L89 180V178H91V176L89 175V172L91 171H88ZM87 171H88V173H87ZM212 171V172H211ZM216 171V172H215ZM228 171V172H227ZM62 173H64L63 172V170L61 171ZM80 172V171H79ZM238 172V173H237ZM54 173H56V175H55V179H54V182L55 181H58V179H57V172H54ZM242 173V174H241ZM231 174V175H230ZM245 174V175H244ZM16 175V176H15ZM15 175H13V176H15V177H13V176H10L9 178V180H10V182L8 183V185H7V187L8 188H6L7 189V194H9V195H5V197H3L2 198V196H4V195H0V222L2 221L3 222V225L0 223V255H1V257H0V264H6V262H8L9 264H15V262H16V264H56L57 263V259H56V257H57V252H55L56 253V256H54V251H57V247L59 246L60 248H64V246H65V248H67L66 246L68 245V246H70V243L72 242V244H73V247H72V245L69 247V250L71 251H73V249H75L77 246V248L76 249H78L79 247H81L82 248V255L84 254V256H85V253L92 247L93 249H94V247L95 246H97L98 245V243H97V241H100L99 240V237H100V233H102V234H105V235H101L102 237H100V238H102V239H104L105 237H107L106 235H110V234H108L109 233V231H110V233H111V231H113L112 229H113V227H114V225L113 224H115L116 222V224H117V226L119 227V228H122V229H124L125 227H126V225H127V223L125 222V219H128V217H129V215H128V213H127V209L126 210H122V211H120L119 210V212H117L118 211V209H120V205H116V204H114V206L112 207V205H113V202L116 200V198H117V194H116V191L114 192V193H111L112 194V197H109L108 198V200H110V202L109 201H107L106 203H108L107 204V207L106 208H110V209H105L104 210V212H103V215H100V217H98V221H96V219H97V217L96 216H94V218H95V220H91V218H93V216L91 217H89V215L91 214L90 212H89V209H90V207L89 208H87L88 207V205H86V204H88V199H89V197L86 199V196H83V201L81 202V204H84V206H82V208H83V211L84 212H82V214H84L85 212V214L84 215H81V216H83V217H81V216H79V217H76L75 218V220L74 221H76L75 223H80V224H82V226H80V227H82L81 228V231H80V234L79 235H77L78 234V232H77V234H74L73 236H72V234H68L67 233V230L66 231H64L65 230V227H66V225H65V227H64V220L62 221L60 218H66V217H64V216H62V217H60L59 218V216H61L62 215V213L61 212H59L58 210H56V214H59V215H54V213H55V211L54 212H52V214L54 215H52V216H50V217H48L49 215H51V214H47L45 211H46V209L48 210V207H45L44 208V210H43V212H39V208H40V206H41V204L40 203H43L42 202V198H40L41 200H38V201H36L38 204H40V206L37 204V203H35V199H33L32 197L33 196H31V195H33V193L31 194V192L29 191L30 190V188L32 187V189H33V191H35L38 187H40V185H39V183H41V182H36V184L34 185V181L33 180H36V178H34L33 180L31 179V180H25V177H24V175H19V174H15ZM18 175V176H17ZM62 176H65V173H64V175H62ZM252 176V177H251ZM256 176V177H255ZM258 176V177H257ZM260 176V177H259ZM11 177H13V178H11ZM227 177V178H226ZM18 180H17V179ZM22 178H24L23 180H22ZM229 178V179H228ZM242 178V179H241ZM14 179H16V180H14ZM92 179V178H91ZM261 179V180H260ZM14 182H13V181ZM26 182H25V181ZM37 180H39V178H37ZM229 182H228V181ZM12 181V182H11ZM32 181L34 182V183H32ZM40 181V180H39ZM75 181V180H74ZM73 181V182H74ZM260 183H259V182ZM25 182V183H24ZM28 182V183H27ZM30 182L33 184H31L30 185ZM257 182V183H256ZM21 183V184H20ZM22 183H24L23 184V186H22ZM56 183V186H55V184L53 185V183H52V185H50V187H51V190L53 189V192L51 191H49V189H46V190H48L49 192H47L46 194H47V196H51L52 194H53V197H55L56 195H57V197H56V201H58L60 204H61V206H62V200L59 198V191L58 190H56L58 187H59V183L58 182H55ZM80 182H78L77 181V179H76V181L73 183L74 185H75V187L77 186V188H79V184ZM226 183H227V185H228V183H229V185H228V187H227V185H226ZM245 183H248V184H244ZM79 184V185H78ZM241 184V185H240ZM243 184V185H242ZM252 184V185H251ZM257 184V185H256ZM260 184V185H259ZM11 185V186H10ZM19 185V186H18ZM21 185V186H20ZM30 186V188H29V186ZM37 185V186H36ZM221 185V186H222ZM25 186V187H24ZM36 188H34V187ZM230 186V187H229ZM246 186H248L247 188L248 189H246ZM253 188H251V187ZM10 187V188H9ZM52 187H54V188H52ZM245 187V188H244ZM14 188V189H13ZM29 190H28V189ZM88 188V189H87ZM93 188V187H92ZM241 188H243L242 189V192H241ZM253 190H251V189ZM19 189V190H18ZM92 190V189H91ZM249 190H251V191H249ZM85 191V192H86ZM245 191H247V193L245 192ZM20 192V193H19ZM84 192V193H85ZM250 192V193H249ZM252 192V193H251ZM16 193H17V195H16ZM48 193H49V195H48ZM255 193V194H254ZM29 194V195H28ZM31 194V195H30ZM56 194V195H55ZM235 194H237V197H236V195ZM257 194V195H256ZM230 195V194H229ZM234 195H235V197H234ZM239 195V196H238ZM247 195V196H246ZM18 196H19V200H18ZM78 196H80V194L78 195ZM244 196V197H243ZM254 196H255V199H253L254 198ZM31 197V198H30ZM52 197V196H51ZM52 197V199L53 200H55L54 198ZM242 197V198H241ZM246 197V198H245ZM253 197V198H252ZM16 198V199H15ZM24 198V199H23ZM113 198V200L111 201V199ZM258 200H257V199ZM3 199V200H2ZM12 199V200H11ZM26 199V200H25ZM121 199V198H120ZM119 198L117 199L118 200V202H119V200H120ZM236 199V200H237ZM251 199V200H250ZM5 200V201H4ZM15 200V201H14ZM3 201V202H2ZM14 201V202H13ZM28 201V202H27ZM30 201V202H29ZM49 201V200H48ZM121 201V200H120ZM257 201V202H256ZM259 201V202H258ZM12 202V203H11ZM84 202V203H83ZM87 202V203H86ZM117 202V201H116ZM115 202V203H116ZM256 202V203H255ZM14 203V204H13ZM32 203H34L33 205H32ZM47 203H49V202H47ZM20 204V205H19ZM37 204V205H36ZM21 206V208L19 207V206ZM23 205H24V207H23ZM28 205L30 206V207H28ZM37 207H36V206ZM109 205V206H108ZM116 205V206H115ZM256 205H258V206H256ZM3 206V207H2ZM39 206V207H38ZM61 206L58 208V209H60L61 208ZM12 207V208H11ZM15 207V208H14ZM17 207V208H16ZM19 207V208H18ZM28 207V208H27ZM36 207V208H35ZM85 207V208H84ZM117 207V208H116ZM8 208V209H7ZM9 208H11V209H9ZM14 208V209H13ZM31 208V209H30ZM34 208V210H32ZM38 208V209H37ZM88 210H87V209ZM111 208H112V210H111ZM7 209V210H6ZM19 209V210H18ZM22 209H23V211H22ZM62 209V208H61ZM9 210V211H8ZM29 210L30 212L31 211H33V212H27V211ZM86 210V211H85ZM107 210V211H106ZM108 210H109V212H108ZM11 211V212H10ZM20 211V212H19ZM25 211V212H24ZM35 211V212H34ZM59 213H58V212ZM106 211V212H105ZM126 211V212H125ZM7 212V213H6ZM10 212V213H9ZM16 212H18L19 213V215H18V213H16ZM90 214H89V213ZM108 212V213H107ZM120 212H123V213H121V216H120V218L119 217H115V216H118V214L120 213ZM13 213H14V215H13ZM30 214L29 216H28V214ZM61 213V214H60ZM114 215H113V214ZM11 216H10V215ZM20 214H22V215H20ZM23 214H24V216H23ZM33 214V215H32ZM45 214L47 215L46 216V218L45 217H43V215L45 216ZM104 214H105V216H104ZM117 214V215H116ZM123 214V215H122ZM127 214V215H126ZM27 215V216H26ZM38 215V216H37ZM41 217H40V216ZM88 215V216H87ZM93 215H95V214H93ZM108 215V216H107ZM247 215V214H246ZM3 218H2V217ZM19 216V220L20 221H18L17 220V217ZM23 216V217H22ZM88 217V218H86V217ZM125 216V217H124ZM7 217V219H4V218H6ZM13 217H16V219H14ZM43 217V218H42ZM53 219H52V218ZM57 217L59 218V220L57 219ZM122 217V218H121ZM10 218V219H9ZM47 218L49 219V220H47ZM54 218L56 219V220H54ZM62 218V219H63ZM83 218V219H82ZM86 218V219H85ZM109 218V219H108ZM112 218V219H111ZM117 218V220H115ZM123 218H125V219H123ZM3 219V220H2ZM9 219V220H8ZM13 219V220H12ZM40 219V220H39ZM77 219V220H76ZM79 219V220H78ZM81 219V220H80ZM85 219V220H84ZM114 219V220H113ZM122 221H121V220ZM10 220H12L11 221V224H10ZM16 220V221H15ZM44 220V221H43ZM87 220H89L90 222H88V223H90V224H86V225H90L89 227L88 226H86L84 223H86L85 221H87ZM101 220V221H100ZM118 220H119V222H118ZM9 221V222H8ZM22 221H23V223H22ZM61 221H62V224H63V226H62V224H61ZM82 223H81V222ZM83 221H84V223H83ZM103 221H105V222H103ZM113 221L115 222V223H113ZM121 221V222H120ZM13 222V223H12ZM14 222H15V224H14ZM19 222H20V225H19ZM44 223V224H43ZM99 223V224H98ZM110 223H113V224H110ZM121 223L123 224L122 226H121ZM126 223V224H125ZM8 224V225H7ZM24 224V225H23ZM37 224V225H36ZM108 224H110V226L108 225ZM116 224H115V227H114V231H116L117 229V232L116 233H118L119 235H121V238H122V240L124 241L126 238L124 237V235L123 234H120V232H118L119 230H121V229H119L117 226H116ZM124 224H125V227H124ZM34 225V226H33ZM36 225V226H35ZM84 225V226H83ZM105 225V226H104ZM108 225V226H107ZM113 225V226H112ZM29 226V227H28ZM38 226V227H37ZM49 226H51L52 227V231H50V229H51V227H50V229H48V227ZM102 226H104V227H102ZM112 226V227H111ZM19 227V228H18ZM23 227V228H22ZM46 227H47V229H46ZM64 227V228H63ZM80 227H79V229H80ZM83 227H86L85 229L83 228ZM87 227L89 228V230H86L87 229ZM10 228V229H9ZM12 228V229H11ZM46 229V231H45V233H44V230ZM53 228H54V230H53ZM105 229V231H104V229ZM117 228V229H116ZM60 229V230H59ZM83 229H84V231H83ZM98 229V230H97ZM107 229V230H106ZM109 229V230H108ZM11 230V231H10ZM15 230V231H14ZM23 231V235H22V231ZM43 230V231H42ZM55 230H56V232H55ZM19 231V232H18ZM21 231V232H20ZM50 231V232H49ZM58 231V232H57ZM82 231L85 233H82ZM102 231V232H101ZM12 232V233H11ZM41 234H40V233ZM47 232V233H46ZM54 234H52V233ZM63 232V233H62ZM94 232V233H93ZM105 232H107V233H105ZM30 233V234H29ZM37 233L39 234V235H37ZM51 233V234H50ZM87 233V234H86ZM113 233V232H112ZM112 233H111V236L112 237H115L116 235H112ZM122 233H124V232H122ZM57 236H56V235ZM60 234V237L58 236ZM61 234H62V236L64 237V238H62V236H61ZM99 234V235H98ZM6 235V236H5ZM14 235H15V237H14ZM35 235V236H34ZM36 235H37V237H36ZM43 235V236H42ZM46 235V236H45ZM78 237H77V236ZM32 236V237H31ZM41 236V237H40ZM69 236V237H68ZM75 236V237H74ZM103 236H105V237H103ZM131 236V235H130ZM32 239H31V238ZM66 237V238H65ZM72 237H74V238H72ZM108 237H110V236H108ZM120 237V236H119ZM127 237H129V235L127 236ZM5 238V239H4ZM8 238H9V240H8ZM14 238V239H13ZM26 238V239H25ZM78 238V239H77ZM85 240H84V239ZM129 238H132V237H129ZM133 238H134V236H133ZM4 239V240H3ZM20 239V240H19ZM56 239H58V240H56ZM62 239V240H61ZM65 239V240H64ZM69 239L71 240V242L69 241ZM94 239H95V241H94ZM3 240V241H2ZM67 240V241H66ZM75 240V241H74ZM77 240V241H76ZM20 243H19V242ZM58 241V242H57ZM69 241V242H68ZM82 241V242H81ZM15 242V243H14ZM43 242V243H42ZM60 242H61V244H60ZM64 242V243H63ZM78 242H79V244H78ZM81 242V243H80ZM95 242V243H94ZM10 243V244H9ZM12 243V244H11ZM33 243H34V245H33ZM37 245H36V244ZM39 243H40V245H39ZM66 243V244H65ZM14 244V245H13ZM32 244V245H31ZM46 244V245H45ZM62 244H64L63 245V247H61L62 246ZM93 244V245H92ZM13 245V246H12ZM21 245V246H20ZM28 245V246H27ZM75 245V246H74ZM77 245V246H76ZM91 245V246H90ZM7 246V247H6ZM22 246H23V249H22ZM31 246V247H30ZM36 246V247H35ZM52 246V247H51ZM55 246H56V248H55ZM85 246V247H84ZM6 248V249H3V248ZM8 247H10V248H8ZM13 249H12V248ZM18 248V249H17ZM53 248V249H52ZM87 248V249H86ZM9 249V250H8ZM11 249V250H10ZM16 249H17V252H16ZM20 249H22V251L20 250ZM27 249V250H26ZM76 249L73 251V253H72V251L69 253V254H71L70 255V259H74V258H76V260L78 259V261H80V263L78 262V264H87L88 263V261H90L89 260V258H87V256H90V253L92 254V252L90 251V250H92L93 251V249H90L87 253H89V255H87L85 258H87V259H83V256H81V260L79 259L80 257L78 256V258L77 257H75V256H77V254H78V252L80 251L81 252V249L78 251H76ZM6 250V251H5ZM14 250V251H13ZM41 250V251H40ZM54 250V251H53ZM68 250V249H67ZM85 250H87V251H85ZM11 251V252H10ZM34 252V253H32V252ZM36 251H37V253H38V255H37V253H36ZM43 251V252H42ZM3 252V253H2ZM5 252V253H4ZM22 252H24V253H21ZM41 252V253H40ZM74 252H76V255H73L74 254ZM80 252H79V254H80ZM8 253V254H7ZM16 253H18V254H20V255H18V254H16ZM49 253L51 254V253H53V254H51L50 255V257H49ZM67 253H68V251H67ZM4 254V255H3ZM7 254V255H6ZM11 254H12V256H11ZM23 254H25L26 255V257H25V255H23ZM31 254V255H30ZM39 254H41V256L39 255ZM45 254V255H44ZM47 254V255H46ZM69 254H68V256H69ZM3 255V256H2ZM6 256V257H5ZM24 256V257H23ZM35 256V257H34ZM45 256H46V258H45ZM49 258H48V257ZM53 256H54V258H55V260H56V262L53 260ZM67 256V257H68ZM3 257V259H2V261H1V258ZM10 257V258H9ZM21 257V258H20ZM43 257V258H42ZM72 257V258H71ZM6 258H8V259H6ZM12 258V259H11ZM23 258V259H22ZM38 258H40V259H38ZM69 258V257H68ZM6 259V260H5ZM44 259V260H43ZM45 260H47V261H45ZM76 260L74 259V261L76 262ZM84 260V261H83ZM15 261V262H14ZM27 261V262H26ZM52 261V262H51ZM82 261V262H81ZM93 261V260H92ZM91 261V262H92ZM94 261H95V259H94ZM14 262V263H13ZM39 262V263H38ZM46 262V263H45ZM53 262H55V263H53ZM76 262V263H77ZM7 263V264H8ZM58 264V263H57ZM75 264V263H74Z\"/></svg>",
  "mask_w": 264,
  "mask_h": 264
}]
</instances>
